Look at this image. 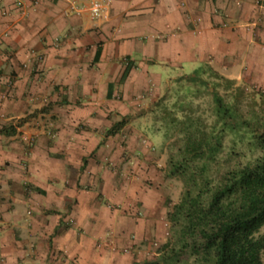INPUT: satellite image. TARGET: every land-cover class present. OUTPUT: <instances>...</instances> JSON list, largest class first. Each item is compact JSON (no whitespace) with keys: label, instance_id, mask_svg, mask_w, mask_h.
Wrapping results in <instances>:
<instances>
[{"label":"crops","instance_id":"obj_1","mask_svg":"<svg viewBox=\"0 0 264 264\" xmlns=\"http://www.w3.org/2000/svg\"><path fill=\"white\" fill-rule=\"evenodd\" d=\"M75 1L0 0V264L139 262L154 90L206 64L264 84V0H111L97 20Z\"/></svg>","mask_w":264,"mask_h":264},{"label":"rangeland","instance_id":"obj_2","mask_svg":"<svg viewBox=\"0 0 264 264\" xmlns=\"http://www.w3.org/2000/svg\"><path fill=\"white\" fill-rule=\"evenodd\" d=\"M197 69V66H185L187 74L175 76L158 86L151 95L153 99L148 100L147 110L139 116L142 120L137 127L138 141H144L148 151L156 157L152 174L142 178V182L156 193L160 211L155 220L160 227L151 229V237L138 244V252L142 253L134 259L140 261L133 264H211L213 253L205 249L202 231L209 230L212 225L205 218L212 196L229 181L234 169L244 167L252 157L259 155V150L249 147L244 131L235 136L223 124L217 128L209 145L202 140L212 132L214 124L212 83L221 85L220 94L245 119L254 113L264 117V84L251 79L237 82L213 70L231 82L208 77L212 81L208 92L186 96L180 87L185 85L188 73ZM203 78L207 79L206 74ZM188 117L201 118L199 131L196 126L183 127ZM122 121L123 126L126 121ZM190 131L193 136L189 135ZM195 138H199L196 145L204 143L197 152L192 150ZM233 199L226 197L224 202L230 203ZM259 235H264V227ZM262 261L264 263V252Z\"/></svg>","mask_w":264,"mask_h":264},{"label":"trees","instance_id":"obj_3","mask_svg":"<svg viewBox=\"0 0 264 264\" xmlns=\"http://www.w3.org/2000/svg\"><path fill=\"white\" fill-rule=\"evenodd\" d=\"M131 69L132 64L128 63L125 75ZM205 74L207 79L203 78ZM208 77L231 82L214 73L206 64L189 74L185 78V85L180 88L186 96L197 95L202 91L208 92L212 83ZM211 85L214 124L212 132L202 141L209 145L213 134L219 125L223 124L224 128L235 136L244 131L249 147L259 150V155L252 157L244 167L234 169L230 173L229 181L223 187L217 188L212 196L209 208L205 212L206 220H210L212 225L209 230L202 231L205 249L209 254L213 253L211 264H264L262 261L264 235H259L264 227V117L254 113L249 119H245L238 114V109L227 103L220 94L218 88L221 85L219 83ZM122 124L123 121L114 124L108 134H114ZM182 124L184 128L196 126L195 129L198 131L202 126L201 118L195 120L192 117H188ZM193 134L190 131L189 135ZM198 140L199 138H195V145L192 146L195 152L204 144L200 142L196 145ZM230 196L234 198L233 201L225 203L224 199Z\"/></svg>","mask_w":264,"mask_h":264},{"label":"built area","instance_id":"obj_4","mask_svg":"<svg viewBox=\"0 0 264 264\" xmlns=\"http://www.w3.org/2000/svg\"><path fill=\"white\" fill-rule=\"evenodd\" d=\"M111 0H82L72 2L71 13L81 15L84 12L89 13L93 20L101 19L106 11V8Z\"/></svg>","mask_w":264,"mask_h":264}]
</instances>
